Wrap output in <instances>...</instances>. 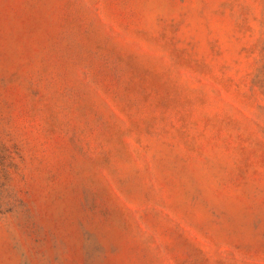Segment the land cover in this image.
<instances>
[{
	"label": "rangeland",
	"instance_id": "rangeland-1",
	"mask_svg": "<svg viewBox=\"0 0 264 264\" xmlns=\"http://www.w3.org/2000/svg\"><path fill=\"white\" fill-rule=\"evenodd\" d=\"M0 264H264V0H0Z\"/></svg>",
	"mask_w": 264,
	"mask_h": 264
}]
</instances>
